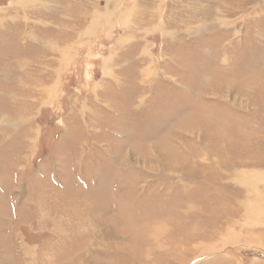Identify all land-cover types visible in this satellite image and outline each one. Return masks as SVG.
Segmentation results:
<instances>
[{
  "label": "rangeland",
  "instance_id": "374dc122",
  "mask_svg": "<svg viewBox=\"0 0 264 264\" xmlns=\"http://www.w3.org/2000/svg\"><path fill=\"white\" fill-rule=\"evenodd\" d=\"M0 264H264V0H0Z\"/></svg>",
  "mask_w": 264,
  "mask_h": 264
}]
</instances>
